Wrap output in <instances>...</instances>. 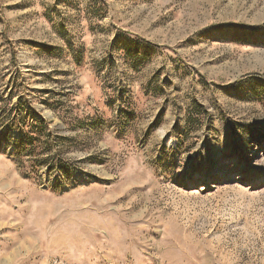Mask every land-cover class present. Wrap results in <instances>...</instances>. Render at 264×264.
Returning a JSON list of instances; mask_svg holds the SVG:
<instances>
[{"label":"rangeland","instance_id":"rangeland-1","mask_svg":"<svg viewBox=\"0 0 264 264\" xmlns=\"http://www.w3.org/2000/svg\"><path fill=\"white\" fill-rule=\"evenodd\" d=\"M0 264H264V0H0Z\"/></svg>","mask_w":264,"mask_h":264},{"label":"trees","instance_id":"trees-1","mask_svg":"<svg viewBox=\"0 0 264 264\" xmlns=\"http://www.w3.org/2000/svg\"><path fill=\"white\" fill-rule=\"evenodd\" d=\"M53 50V49H51ZM49 50V51H51ZM124 52H125V62L129 63L130 67L136 71L139 72L141 71L144 67L146 62L148 61V54H143L141 55L139 50L137 48H135L134 46H132L131 44H125V48H124ZM260 95V93H259ZM17 111V120H19V124H21V126L25 129H27V144L29 145H33V143L36 141V139L38 137H41L45 134V126H44V120L38 119V120H28L25 116H24V111L25 108H22L21 104H18L16 107ZM196 111V110H194ZM201 114L194 112L193 114H189L188 115V121L189 124H192L194 122H196L195 117L199 116ZM16 120V121H17ZM33 135V136H32ZM35 135V136H34ZM37 137V138H36Z\"/></svg>","mask_w":264,"mask_h":264}]
</instances>
